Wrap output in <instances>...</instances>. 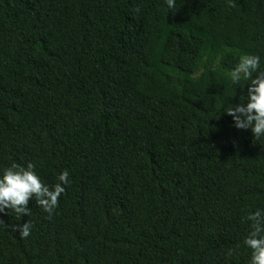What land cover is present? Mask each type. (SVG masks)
<instances>
[{
  "label": "trees",
  "instance_id": "16d2710c",
  "mask_svg": "<svg viewBox=\"0 0 264 264\" xmlns=\"http://www.w3.org/2000/svg\"><path fill=\"white\" fill-rule=\"evenodd\" d=\"M245 53L264 0H0V167L70 179L51 217L0 215L34 225L0 227V264H247L264 138L222 111Z\"/></svg>",
  "mask_w": 264,
  "mask_h": 264
},
{
  "label": "clouds",
  "instance_id": "9594fccd",
  "mask_svg": "<svg viewBox=\"0 0 264 264\" xmlns=\"http://www.w3.org/2000/svg\"><path fill=\"white\" fill-rule=\"evenodd\" d=\"M167 7L173 8L175 0H166ZM264 57L257 53L240 55L236 63L228 70L231 85H243L239 102L222 109L231 117L232 126L237 130H250L253 138H264ZM246 89V91H245ZM220 116V115H219ZM56 183L49 185L37 173L31 161L11 163L0 167V215L9 211L18 219L31 216V201L49 217L58 206L61 195L70 183L69 172L62 169L56 176ZM242 221L248 224V231L242 237L240 245L247 250V264H264V207L246 211ZM0 227L18 233L21 239L28 238L33 230V223L27 219L23 223L9 226L0 220ZM230 248L226 255L232 256Z\"/></svg>",
  "mask_w": 264,
  "mask_h": 264
}]
</instances>
